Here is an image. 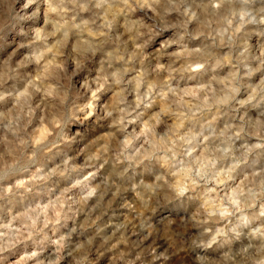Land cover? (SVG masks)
I'll return each instance as SVG.
<instances>
[{
	"label": "clouds",
	"instance_id": "clouds-1",
	"mask_svg": "<svg viewBox=\"0 0 264 264\" xmlns=\"http://www.w3.org/2000/svg\"><path fill=\"white\" fill-rule=\"evenodd\" d=\"M0 264H264V0H0Z\"/></svg>",
	"mask_w": 264,
	"mask_h": 264
}]
</instances>
